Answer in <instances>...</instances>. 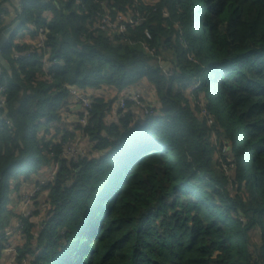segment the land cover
Here are the masks:
<instances>
[{
    "label": "trees",
    "instance_id": "16d2710c",
    "mask_svg": "<svg viewBox=\"0 0 264 264\" xmlns=\"http://www.w3.org/2000/svg\"><path fill=\"white\" fill-rule=\"evenodd\" d=\"M6 4L0 34L20 25L0 50V258L8 243L14 264H264V0H23L12 20ZM106 16L139 20L120 34ZM23 30L42 47L15 45ZM141 86L152 114L127 105L107 125ZM71 89L114 97H91L82 127L64 119ZM78 136L89 154L71 161ZM41 172L39 231L12 194Z\"/></svg>",
    "mask_w": 264,
    "mask_h": 264
},
{
    "label": "built area",
    "instance_id": "2783aa9c",
    "mask_svg": "<svg viewBox=\"0 0 264 264\" xmlns=\"http://www.w3.org/2000/svg\"><path fill=\"white\" fill-rule=\"evenodd\" d=\"M20 11H21V9L19 8V12ZM138 20H139V18H137L136 21H134L130 17H128V18L118 17L116 23H112L110 21V19L106 16L100 20L98 27L101 30H113V31H117L120 34H123L125 32V29H126V27H125L126 24L133 26V25L137 24ZM37 36L39 37V44L36 45V47L40 48V47H42V43L44 41V35H43L42 30H40L38 32ZM146 36L148 37V35H146ZM142 49L145 52L149 53L150 55L153 54L152 50H149L148 48H146L143 45H142ZM15 58H17V56H15ZM157 61L160 63V59L157 58ZM160 65H163V63L161 62ZM0 71H1V67H0ZM2 91H3V89L0 88V93H2ZM70 97H71V101L74 104H77L81 107L82 112H81V116H79V118H78V123L82 127H85L87 125V119L89 117V112L91 110L92 99H91V97L87 96L84 93L79 92L76 89L70 90ZM0 105H3V100L0 101ZM127 105L133 109L138 110L142 117L152 114L153 109H152L151 105H149L148 102H146L143 99L142 94L134 93L131 95H125L124 94V95L120 96L119 99L114 103L113 107L111 108L109 115L112 113V114H115L116 116L120 117L119 114L122 115L124 112H126ZM106 115H108V114H106ZM108 116H106V118ZM80 143H81L80 137L74 138L72 141L67 142L66 147H65L64 152H63V155L71 161H76L79 158V156H83V152L80 148ZM37 188H39V187H37ZM27 203L29 205V199L28 198H25L23 203L22 202L20 203L22 205V208H21L22 210L20 209V212L24 218L29 217V213H26L28 207H25V206H27ZM22 227H23V224H22L21 220H16L14 223L13 229L10 232H7V235L12 234L13 232H16V231H21ZM2 250L4 252H6L7 254L14 255L13 254L14 248H13V246H10L8 243L4 244Z\"/></svg>",
    "mask_w": 264,
    "mask_h": 264
},
{
    "label": "crops",
    "instance_id": "0c3cea01",
    "mask_svg": "<svg viewBox=\"0 0 264 264\" xmlns=\"http://www.w3.org/2000/svg\"><path fill=\"white\" fill-rule=\"evenodd\" d=\"M23 0H9V4H6L5 9H7L8 11L10 10V12L12 13V11L15 9L16 11H18L19 7L21 6ZM150 1V0H149ZM10 20H12L11 16L9 15ZM9 20V21H10ZM13 43L15 45H19V46H35L39 44V37L37 36V34H34L32 32L29 31H20L14 38ZM163 69H169L170 65L169 62L163 63ZM148 88L146 87H138L135 89H131L128 92L124 93L125 95H131L134 93H143L142 96H144V94L149 90H147ZM87 96L89 97H101L103 98L105 101H107L108 99H112L114 97V94L111 92H104V91H88ZM151 98V99H150ZM148 100V104L151 105V100H153L152 97H150ZM79 105L74 104L73 102H69L68 103V107H67V111L65 112L64 115V119L66 120V123H73L77 120V118L80 116L78 114H81L82 109L81 107L78 108ZM131 110L134 112V114L140 118V113L138 110L131 108ZM118 119L119 117L116 116L115 114H110L106 119L105 122L107 125H111V124H117L118 123ZM79 138V137H76ZM80 148L83 152V156L88 155L89 154V150H90V146H88L84 141H81L80 143ZM97 155H93V157H96ZM48 174V172L46 173ZM41 181L42 176L39 174L37 176H35L34 178L32 177V182L31 184H23L21 185V187H19L16 193L12 194V196L14 197V201L17 203V207L18 208L20 206V203L18 202V195L19 197L21 196V194L23 192H25V190L27 191V189H31L33 187V183ZM37 202H39V211H40V206L43 207V200H40V196L38 197ZM20 210V209H18ZM15 212V211H14ZM17 212V211H16ZM14 239V237H13ZM0 264H14V259L13 256L7 254L6 252H4L3 250L1 251V258H0Z\"/></svg>",
    "mask_w": 264,
    "mask_h": 264
},
{
    "label": "rangeland",
    "instance_id": "374dc122",
    "mask_svg": "<svg viewBox=\"0 0 264 264\" xmlns=\"http://www.w3.org/2000/svg\"><path fill=\"white\" fill-rule=\"evenodd\" d=\"M192 101V96L189 98ZM198 115H201L200 113ZM209 143L212 145L213 148V152H212V157L214 158V160H216L218 167L221 169V171L223 173L226 174H230L231 171L234 169L233 163L232 161L226 157V148L228 147L227 145H225L224 143H220V140L217 138L216 135H214L213 133L211 134V136L209 137ZM223 156V157H222ZM44 173V172H43ZM42 172L40 173V175L42 176V179L46 182L49 183L52 174L48 173V174H43ZM44 181H40L39 183V188H37L36 186L33 187L32 189H27V191L25 190V192H23L20 196V203L24 201L25 198L29 199V205L27 203V211L26 213H29V217L32 223L36 224L38 222L39 226L37 227L38 229L36 230H42V225L43 223H41L40 220L43 219L44 216V210H47V206L43 203V207L40 206V211H39V202H37L38 197L40 196V200H45V192L41 190L42 186L40 184H42ZM37 195V196H36ZM18 202H19V195H18ZM17 203L15 202V208L14 211H18V209L22 208V205L20 204V206L18 208H16ZM22 210V209H21ZM12 256V255H11Z\"/></svg>",
    "mask_w": 264,
    "mask_h": 264
},
{
    "label": "water",
    "instance_id": "95a60500",
    "mask_svg": "<svg viewBox=\"0 0 264 264\" xmlns=\"http://www.w3.org/2000/svg\"><path fill=\"white\" fill-rule=\"evenodd\" d=\"M11 17H14L13 12L10 13ZM20 22H15L13 25H11L10 27H8L7 29H5L1 34H0V50L1 48L8 43L10 37L12 36V34L15 32V30L19 27ZM0 67L1 69H3L4 71H6L9 75L11 74V70L9 65L7 64V62L2 58V56L0 55ZM78 108H80V106H78Z\"/></svg>",
    "mask_w": 264,
    "mask_h": 264
}]
</instances>
